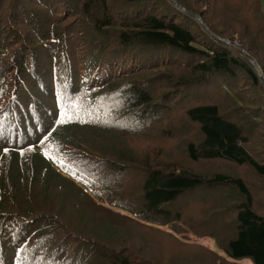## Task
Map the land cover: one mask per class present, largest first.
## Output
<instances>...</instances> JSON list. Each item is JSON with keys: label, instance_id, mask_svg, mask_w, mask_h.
I'll return each mask as SVG.
<instances>
[{"label": "trees", "instance_id": "16d2710c", "mask_svg": "<svg viewBox=\"0 0 264 264\" xmlns=\"http://www.w3.org/2000/svg\"><path fill=\"white\" fill-rule=\"evenodd\" d=\"M201 2L209 4L208 12ZM251 5L254 16L227 0H0V146L6 163L14 166V181L26 179L22 171L29 183L27 191L23 183L11 188L8 174L0 172V253L19 243L22 247L13 251L24 249L34 264H149L100 239L91 247L93 238L86 236L85 244L71 249L76 234L63 231L42 200L56 202L82 228L77 221L86 208L78 203L81 193L117 217L180 239L179 221L192 207L174 208L173 216L168 206L205 184L231 186L242 196L229 220L232 229L226 221L219 226L227 231L218 246L231 261L221 259V264H264V198L259 196L264 190L252 195L244 177L221 172L205 179L184 169L150 171L124 160L123 148L106 151L89 132L107 130L155 143L161 138L155 145L174 150L183 141L187 160L248 164L264 189V145L255 151L248 146L256 131L261 135L264 113L246 111L245 118L235 119L238 95L228 84L209 82L218 73L237 76L240 68L264 105V82L249 58L264 74V7L262 0ZM164 51L173 60L156 56ZM182 55L185 65L177 62L184 61L177 58ZM162 65L163 71L155 72ZM174 87L180 96L165 92ZM177 110L183 112L176 119ZM246 126L253 129L250 134ZM195 134L198 143V137L186 142ZM33 151L43 164L29 162ZM53 228L62 234L57 237ZM114 230L104 225L99 235L109 240L107 233ZM16 236L22 242L14 243ZM7 264L28 263L15 257Z\"/></svg>", "mask_w": 264, "mask_h": 264}, {"label": "rangeland", "instance_id": "374dc122", "mask_svg": "<svg viewBox=\"0 0 264 264\" xmlns=\"http://www.w3.org/2000/svg\"><path fill=\"white\" fill-rule=\"evenodd\" d=\"M188 1L195 4L198 0ZM227 1L236 2L237 5L242 8H249L252 13V0ZM262 3L264 7V0H262ZM201 6L202 9H205L208 12V3L201 2ZM205 14L207 17H210L208 13ZM252 16H254L253 13ZM207 42V46H211L209 45V40ZM217 46L218 45H214V47ZM230 50H232L231 47ZM167 52L168 51H164L162 52V54L156 56H160V58L162 56H167L166 59L170 58L171 60H173L171 57V53L168 54ZM231 53L232 55H234V51H231ZM177 58H185L184 61L177 62L183 65L187 64L185 62L187 60L185 56H177ZM237 58H242L240 53H238ZM162 71L163 65L159 66L155 70V72ZM235 71L236 73H238L237 76L231 77L225 73H218L214 76H211L209 82L214 81L215 86L218 87L222 86V84H228L230 85V89L238 95L240 99V104L236 106L235 114H233V117L235 119L242 120V114L244 117V112L246 111H248L249 113H254V110H258L259 114L264 113V105L262 98H259L255 94V90L251 88V85L248 80L244 78L241 74L242 70H240V68H235ZM173 72L175 71L170 72V76H172ZM163 79L165 81V76L163 77ZM177 88L178 87L169 88L165 92L177 93V95L180 96V93H178L179 91H176ZM203 88L204 86L202 84L199 85V89L201 91L203 90ZM44 104L50 108L51 103L49 94H44ZM188 105L193 106V102L189 101ZM182 112L183 110H177L173 114L176 116L177 119L182 115ZM93 117L98 118L97 116ZM245 128H247L245 130L247 134H250L253 130H250V127L247 126ZM89 132L92 135L99 137L98 141L102 146H104V149L106 151H108L110 146L117 150L120 149L119 151H123L124 149L126 152V159L123 158L124 160L133 161L135 163L141 164L143 167H147L150 171L163 170L165 171V173H167L169 170L172 169H175L177 172L184 169L192 173L202 174L206 177L205 179L210 178L214 174L221 172L234 176L238 175L244 177L250 185L252 195H254V192L264 190L260 189L263 185L257 183L259 179L257 175L253 174V172L249 169L248 164L237 166L236 164L226 159H200L196 162H193L192 160H187L189 158L187 156L185 148H183V141H181V145H178V148L174 150L165 149L158 145H155H160L161 138H159L155 143L153 139H148V141L145 142L142 140H136L122 135L111 134L107 130L104 131L100 129H91L89 130ZM197 137L198 139L196 143H198L200 134H195L194 136L187 138L186 142H190L192 139H195ZM262 145H264V128L261 129V135H258L256 131V133L253 134L252 141L248 144L249 148L253 151H255L254 147L258 146L259 148H262ZM175 146L177 145L175 144ZM91 148L93 149V155H96V157L94 158L99 159L98 148L93 147V145H91ZM0 158L4 159V161H0V172L4 171L8 174L7 184H10L11 188H18L15 185L20 186V183H23V185L20 187L24 191H27L29 183L27 182L26 175L21 171L20 174L22 176H25L26 179H21L20 182L14 181V166L6 163V157L4 158V153L1 146ZM27 158L29 162H32L37 165H41L44 162L43 158H41V156L37 154L36 151L30 152ZM7 165L8 167H6ZM138 170H141V167L136 168L133 173L137 172ZM132 183L133 181H129L128 184ZM37 191H39V189H37L34 193H36ZM259 196L260 198H264V195ZM79 197V205L83 208L86 207L84 212L81 213V220L80 217L77 220L80 224H82V228H78L77 226H75L76 222H72L70 218L71 216L68 215V212H66L63 207L56 204V202H51L49 200H42L41 202L43 203V207L51 209L49 216H55L54 220L57 221L58 225L62 228L63 231L76 234L75 244H77V246L73 244L70 247L71 249H78L83 244H85L83 237L86 236L89 238H93L91 240V247L94 245V239H100L115 247L123 249L128 254H130L132 259L134 260H137L138 257H143L144 262L147 260L149 264H221V259H224L227 263L231 262L225 256L221 248L218 246L219 241H224V235L227 231L226 229L219 230L221 222L226 221L227 223H225V225H227V228L229 227L230 229H232V224L234 221L229 220L235 215L234 210L237 206V204L235 205V202L237 199L238 201H242V196L238 193L236 189L232 188L231 186H215L203 184L200 187H196L190 191H186L183 195H181V198L177 200L178 203L174 207L168 206V208L173 210V216H175L177 213L174 208H180L182 211H185L189 206L192 207V210L187 215H184L183 218L181 217L182 220L179 221L182 233L181 235H184L180 237V239H174L175 237L170 238L169 234L161 233L160 231L152 227L141 226L127 219L117 217V215H113L92 204V201L82 196L81 193ZM96 202L98 205L102 204V201L99 198L96 199ZM35 203L38 202L35 200ZM104 204L107 205L108 203L104 202ZM113 208L115 207L113 206ZM262 208L263 210L261 212H264V206ZM115 209L118 210V208ZM119 211L124 212L125 210L119 209ZM225 215H227L226 218H224ZM63 224L68 226L64 227ZM104 225L115 226V230L112 232V234L110 232L107 233V236L111 237L109 240L102 239L99 235L100 233H102V229L104 230ZM55 228H53L52 230L58 237L62 233L60 232L59 228ZM13 241L14 243L20 241L22 242V239L16 236L13 238ZM10 245L12 248L7 246L6 244L7 247H5V249L0 253V261L2 260L4 261V264H7L13 258L18 257L20 258V262L25 261L28 264H34L33 259L24 253V249H18L16 251H13L15 246H21L22 244L20 245L19 243H10ZM100 264L111 263L103 261Z\"/></svg>", "mask_w": 264, "mask_h": 264}, {"label": "water", "instance_id": "95a60500", "mask_svg": "<svg viewBox=\"0 0 264 264\" xmlns=\"http://www.w3.org/2000/svg\"><path fill=\"white\" fill-rule=\"evenodd\" d=\"M176 4V3H175ZM177 6H179L178 4H176ZM196 16V15H195ZM196 18L199 20V21H201V18L199 17V16H196ZM223 42L224 43H229V40H223ZM236 45L239 47V48H241V45L240 44H238V43H236ZM250 58V60H251V62L257 67V69H258V71H259V74H260V76H261V78H262V81L264 82V76H263V73H262V71H261V69H260V66L258 65V63L256 62V60L253 58V57H249Z\"/></svg>", "mask_w": 264, "mask_h": 264}, {"label": "snow or ice", "instance_id": "6c2138e0", "mask_svg": "<svg viewBox=\"0 0 264 264\" xmlns=\"http://www.w3.org/2000/svg\"><path fill=\"white\" fill-rule=\"evenodd\" d=\"M5 152H7V149H4Z\"/></svg>", "mask_w": 264, "mask_h": 264}, {"label": "clouds", "instance_id": "9594fccd", "mask_svg": "<svg viewBox=\"0 0 264 264\" xmlns=\"http://www.w3.org/2000/svg\"><path fill=\"white\" fill-rule=\"evenodd\" d=\"M94 157H96V155H93ZM17 247V246H16Z\"/></svg>", "mask_w": 264, "mask_h": 264}]
</instances>
